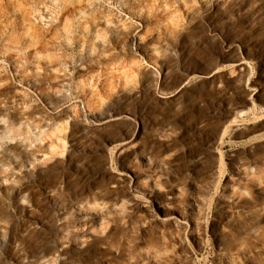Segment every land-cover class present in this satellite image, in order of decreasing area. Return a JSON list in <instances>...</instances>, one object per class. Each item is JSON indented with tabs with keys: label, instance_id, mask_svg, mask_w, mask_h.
<instances>
[{
	"label": "rangeland",
	"instance_id": "rangeland-1",
	"mask_svg": "<svg viewBox=\"0 0 264 264\" xmlns=\"http://www.w3.org/2000/svg\"><path fill=\"white\" fill-rule=\"evenodd\" d=\"M0 264H264V0H0Z\"/></svg>",
	"mask_w": 264,
	"mask_h": 264
},
{
	"label": "water",
	"instance_id": "water-1",
	"mask_svg": "<svg viewBox=\"0 0 264 264\" xmlns=\"http://www.w3.org/2000/svg\"><path fill=\"white\" fill-rule=\"evenodd\" d=\"M238 65V64H236ZM217 71L212 72L211 74H209L208 76H213ZM202 77H205L207 75H201ZM184 87V85L179 89V91ZM234 117H232L229 121L228 124H230V122L233 120ZM223 132V131H222Z\"/></svg>",
	"mask_w": 264,
	"mask_h": 264
},
{
	"label": "bare ground",
	"instance_id": "bare-ground-1",
	"mask_svg": "<svg viewBox=\"0 0 264 264\" xmlns=\"http://www.w3.org/2000/svg\"><path fill=\"white\" fill-rule=\"evenodd\" d=\"M244 113H245V112L242 111L240 114L243 115ZM260 118H261V117H260ZM258 119H259V118H258ZM231 122H232V123H231ZM231 122H230L229 126L232 125V124H234V123H236V121H233V120H232ZM227 128H228V127H227ZM227 128H226V130H227ZM226 130L223 132L224 135H225V133H226Z\"/></svg>",
	"mask_w": 264,
	"mask_h": 264
}]
</instances>
